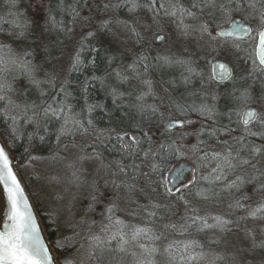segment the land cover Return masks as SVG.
<instances>
[{
    "label": "snow or ice",
    "instance_id": "6c2138e0",
    "mask_svg": "<svg viewBox=\"0 0 264 264\" xmlns=\"http://www.w3.org/2000/svg\"><path fill=\"white\" fill-rule=\"evenodd\" d=\"M18 2L19 0H7L10 9H16ZM81 2L86 4L87 0H77V5L71 8L73 24L80 17L78 4ZM36 3L43 6V0H36ZM62 4L63 0H58L57 7ZM125 5H130L129 12L144 10L150 13L153 23H159L161 18L171 21L181 36L198 34L200 39L207 37L209 42L215 41L217 36L231 34L224 31L213 34L214 22L211 18L216 12L229 17L233 13L247 14L257 22L259 39V61H251L253 67L249 75L264 78V0H121L119 3L108 0L103 4V9L114 10ZM206 9L210 10L207 13V21L187 22L200 20ZM10 15H14L15 19L10 21L13 31L8 33L9 37L20 43L32 37L35 21L19 11L10 12ZM83 19L88 21L90 18ZM46 23L50 25L47 29L49 33L61 29L51 7L48 9ZM115 23L128 28L127 21L116 20ZM111 24L113 21L107 19L100 22L96 31L89 28L82 32L72 51L67 53V67L53 65L50 71L35 62L34 50L14 48L9 43L0 42V121L7 126L6 130L13 143L20 138H26L29 146L36 138L43 141L41 131L47 132L49 122L55 119L59 122L57 143H62L64 137H71L75 141L77 134L85 138L92 136L90 141L83 139L80 143H73V147L79 148L82 153L77 155V160L99 161L96 164L97 174L103 172L104 177H107L111 170L113 177L110 183L115 194L110 198L100 191L96 180L92 181L86 211L78 222L68 223L67 226L73 229V234L64 237V240L68 241L67 244L57 241V247H75V237L80 235V231L76 229L87 226L90 249L88 257L95 259L98 264H220L225 257L213 245L219 244L223 237L234 229H241V224H246L249 219L264 221V115L247 107L254 99L251 86L238 90L239 95L231 94L237 107L230 112H220L217 106L218 96L215 94L211 95V102L208 94L201 95L199 102L173 101L172 106L185 119L170 120L164 127L165 137L177 126L184 129L186 125L195 124V120L188 118L190 113H195L211 123L207 127L201 124L195 130L180 132L181 141H186L192 136L195 137L194 143L178 145L175 140H171L160 143L155 153L151 147L143 151L145 159L153 156V160L147 164L149 171H143L141 166L135 163L138 154L136 150L141 148V141L136 136H131L130 142H124V137L128 136L127 132L121 135L115 129H98L90 117L97 107L103 105L88 104L86 117L76 112L71 103L73 93L69 77L83 72L89 66L94 68L96 59L91 58L86 63L83 53L94 50L89 44V39L101 29L112 31ZM130 31L135 33L137 42L147 43L148 37L142 35L135 27ZM239 31L251 35L253 29L240 25ZM41 37L32 39L41 40ZM155 39L164 41L165 37L156 35ZM40 46L45 53L44 63H49L52 57L51 48L42 40ZM147 59L146 55L141 54L125 70L113 69L104 77L92 75L81 83V89L88 94L89 87L95 86L93 82L98 81L101 86H105V81L112 75L121 83L132 78L138 79L146 86V90L136 97L140 102L136 105L137 109L141 113L147 111L151 116L157 117L158 121H163L165 113L158 106L144 103L146 97L155 95L153 81L144 78V73L149 69V65L145 63ZM157 59L164 65L177 64L184 67L188 73L195 72L187 60L167 56ZM218 67L225 70L227 79H232V72L227 65L221 63ZM221 78L225 76L222 74ZM185 82H188V77H185ZM107 87L111 89L109 95L115 104L117 98L122 97L124 93L111 84ZM261 91L264 93V84H261ZM32 92L37 94L36 99H31ZM240 106H243V117H246L240 121L244 127L239 134H233L236 132V129L231 127L236 123L232 118L233 112L240 115ZM221 116L228 117L227 125L220 123ZM253 120L256 121L255 130L250 126ZM26 126H31L33 130L27 131ZM113 133L119 142L116 150L122 154L121 159L105 163L102 153L97 149L105 144V141L111 142ZM144 135L151 143L147 134ZM87 148L93 151L89 153ZM28 151L26 147L25 152ZM177 154H191L196 160V174L184 185L185 189L192 191L186 194L178 190V196L167 187L166 181L154 178L156 175H162L160 165L155 163L156 156L163 159L167 155ZM29 156L31 160L40 159L31 156V153ZM127 159H132L133 163L126 164L124 161ZM79 171L75 169L72 172L73 183H77L78 187ZM141 179L144 180L143 185L139 183ZM201 181H206L208 186L202 187ZM108 183L109 181L105 180V188ZM161 183L165 187L166 199L163 201L152 195L160 188ZM0 185H3L7 193L9 205L7 219L0 229V264H59L50 250L51 245L46 243L41 235L34 205L18 172L14 170L13 158L4 142H0ZM249 186L252 195L257 197L255 207L252 203H245L252 200V196L243 191ZM138 197L143 198L144 202ZM229 197L228 211L212 210ZM173 200L176 203H173ZM177 204L183 205L182 211ZM99 205H103V211L99 213V229L103 235L92 231L97 221L89 218V214L97 212ZM237 212L241 214L236 215ZM121 213L123 215H120ZM242 230L252 240L251 250L264 249V239L257 242L254 228L244 227ZM260 235L264 237V226L260 227ZM65 259L66 264H75V261ZM81 264L84 262L81 261Z\"/></svg>",
    "mask_w": 264,
    "mask_h": 264
},
{
    "label": "rangeland",
    "instance_id": "374dc122",
    "mask_svg": "<svg viewBox=\"0 0 264 264\" xmlns=\"http://www.w3.org/2000/svg\"><path fill=\"white\" fill-rule=\"evenodd\" d=\"M107 2L108 0H87V3L83 4L80 11V17L75 24L72 22L70 26V30L61 53L53 56L49 65L45 69L50 71L53 65L66 68L68 64L67 53L72 51V48L76 43V39L81 35V33L87 31L89 28L96 31L101 21L111 19L113 21V24L110 25L112 31H108L106 29L97 31V34L89 39V44H96L107 49L106 52L110 61V73L113 69L125 70L127 66L132 64V62L141 54L148 57L145 63L149 65V69L147 73H144V78L151 79L153 81V90L155 95L146 97L144 103L156 105L165 113L164 120H157L156 124L148 130V136L151 139L150 147L153 149V152L158 149L160 143H163L166 140H175L178 145L194 143L195 137L192 136L188 137L186 141H181L180 132L182 130H195L200 127L201 124H204V126L207 127V125L211 123L210 121H206L203 117H199L195 113H190L188 117L195 120V124L186 125L184 129H178L174 132H168L167 137L163 135V131L164 127L170 120L179 118L177 116L178 113L172 106V102L176 101L178 103H185V101H188L191 103L193 100L199 102L201 91L198 87H191V84L185 82V77H189L190 74L185 71L184 67L177 64L172 66L164 65L157 58L167 56L174 59L179 58L189 61L191 67L195 70V72H199V74H201L206 84H208V86H212L215 83L212 75V65L216 60H223L229 63L235 71V78L246 76L251 72L253 67L251 63L253 55L249 48L251 46L250 39L238 42L239 45H236L232 40L223 39L219 36H217L216 40L212 42H209L207 37L200 39L198 34L184 37L180 35V31L176 28L175 24L165 18H161L159 23H153L151 14L144 10H137L134 13L129 12L130 5L105 11L103 9V4ZM112 2L119 3L121 0H112ZM54 5L55 0H43L42 7L37 5L36 0H21V8H23L22 11L24 12L25 17L35 21L32 37H41V34L43 33L41 40L45 42L47 39L46 21L48 9L49 7L53 9ZM73 5H76L74 0H63V15L59 21L61 29H57V31L62 34L66 33L68 30V26L70 24L69 17L72 15L71 8ZM208 11V9L205 10V18L208 17L206 16ZM84 17H89L90 19L85 21L83 19ZM237 17L242 18L250 24L253 28V32H258L257 22L252 20L245 13H233L231 17H229L227 24ZM116 20L127 21L128 28L118 26L115 23ZM199 21L200 20H189L187 22L198 23ZM132 27H135L142 35L148 37L147 43L137 42L135 33L130 31ZM221 27L222 26L214 24L213 34L216 35ZM156 35L164 36L165 40L158 43L155 39ZM32 37L31 40L33 44L27 46L28 48H32L36 51V48H39L41 45V40L33 41ZM42 60L44 61V56H42ZM40 63L45 66L44 63ZM109 79L111 80L109 83L117 86L118 90L124 93L127 98L126 100L133 107H136V105L140 103L137 101L136 97L141 91L146 90V86L142 85L138 79L132 78L125 83L119 82L114 75L110 76ZM259 84H264V80L262 79ZM203 94H206L204 86ZM252 94L254 99L247 107H256L258 111L264 115V93H262L261 90H254ZM208 99L211 102V96H208ZM224 103L225 100L222 98H219L217 101V106L221 113L225 112ZM238 111L241 114L237 115L236 112H234L232 117L233 121L236 122L239 117V125L236 123L231 125V127L236 129V132L233 134H239L244 127L240 123L243 106H240ZM220 121L223 123L226 122L224 125L229 123V120L226 119L225 116H221ZM250 126L253 130H255L256 121ZM92 138V136H88L84 139H88L90 141ZM257 142L259 141L257 140ZM90 149L91 148H87L86 151L91 153L92 151ZM78 154H82L80 153L79 148L70 147L68 150L57 154V157L55 158L57 159V162H53L51 160H41L39 162H35V166L32 167L34 169L32 186L42 197L46 218L49 219L52 226L57 229L56 233L58 241H61L64 244L68 243V241L64 240V237L70 236L69 233H73L72 230L67 231V228L70 229V227L67 226L68 223L78 222L82 214L87 209V204L89 203L88 192L91 191L90 185L93 180L97 181L100 191L105 197L110 198L115 194L113 186L110 183V180L113 179L111 170L109 171L107 177H104L103 172L97 174L96 164H98L99 161H78ZM177 156L179 161L186 160L193 164L194 173L191 178L192 180L196 172L195 157L191 154H177ZM150 157L151 155L147 159H138L136 164H139L143 171H147L149 170L147 164L151 161ZM108 162L109 161L105 160V163ZM75 169L80 170V181L78 182L80 185L79 187L77 186V183H73L74 178L72 176V172ZM166 176L167 175L164 177V181L167 182ZM154 178L160 180L156 176ZM105 180L109 181L107 188L104 186ZM139 183L143 185L144 180L141 179ZM153 187H155V185H153ZM63 190L65 192L63 199H58L57 195ZM179 190L184 191L186 194L188 193L187 189L184 187ZM244 192H247L248 195L252 196V200L245 201V203H252V206L255 207L257 197L252 195V189H247ZM69 193L72 194V196L75 195V201L72 200ZM164 193L165 187L164 184L161 183L160 188L156 192L152 193V195L156 199L163 201L166 199ZM175 193L177 196L180 194L179 191H176ZM140 200L141 202H144L143 198H140ZM173 203H176V201L173 200ZM177 207L182 211V204H177ZM101 211H103V205L97 206V212L95 214H89V218L94 219L97 223H99L101 219L99 213ZM240 214V212L236 213V215ZM261 226H264V221L249 219L246 224H241V229H234L233 232L228 233L233 237H227L225 238V241L222 240L224 242L221 244V247L219 246L216 249L225 257V260L221 261L220 264H264V249L251 250L252 240L247 237L245 232L242 230L244 227L254 228L256 230L257 242H259L262 239L260 235ZM83 228L87 231V226H83L78 229L81 231ZM96 233L101 234L100 229L97 230ZM74 244L75 247L66 246L62 249L64 250V254H66L64 255L65 262V258H68L75 261V264H81V261H83L84 264H97L95 260L89 259V250L85 248L87 247L86 242H79V239L75 238ZM78 249L79 251H77ZM231 254L234 255L231 256Z\"/></svg>",
    "mask_w": 264,
    "mask_h": 264
},
{
    "label": "trees",
    "instance_id": "16d2710c",
    "mask_svg": "<svg viewBox=\"0 0 264 264\" xmlns=\"http://www.w3.org/2000/svg\"><path fill=\"white\" fill-rule=\"evenodd\" d=\"M74 1L77 5V0H74ZM184 2H186V0H184ZM57 3H58V0H55V5L52 11H53V14L56 16L57 21L59 22L61 20V16L63 15V10H62V5L60 7H57ZM83 4H84L83 2L78 4L79 11H81ZM22 9L23 8H21V0H19L16 9H10L7 3V0H0V29H2L0 30V42L9 43L14 48H21V47L28 48L29 45L33 44L31 37H29V39L24 41L23 43H20L17 41H13L8 35L9 32L13 31V25L10 23V21L15 19L14 15H10V12L19 11L20 13L24 15V12L22 11ZM215 15L217 16H214L211 18L215 25H219L222 27L228 25L227 23L229 20V16H225L220 12H216ZM204 16L201 17L198 23L202 21H207L209 19V17L205 18ZM206 16H208L207 13H206ZM69 18H70L69 19L70 24L68 26V30L66 33L62 34L57 30H53L51 33H49L48 31L46 32L47 39L45 40V42L48 44V46L52 50V57L60 54L65 44L68 32L70 30V26L73 22L72 15ZM49 27L50 25L47 24L46 28L48 29ZM257 33L258 32H253V35L250 38L251 46L249 47L250 51L252 52L253 59L255 60H256L255 50H256V45L258 41ZM233 42L236 45H239L237 41H233ZM90 45L92 49L94 50L84 52L83 56L85 58L86 63H88L91 58H95L96 64L94 68L92 66H89L88 68L84 69L83 72L75 73L71 77H69L71 81L70 88L73 93L72 98H71V103L76 112L82 113L86 117L88 116V113H87L88 104L91 103V104L103 105V107H97L91 113L90 118L93 119L98 129H101V130L115 129V131L117 133H120L121 135L127 132L128 136L124 137V142H130V137L136 136L141 141V148H138L136 150L138 153L135 158V163H136L138 159L144 158L143 151H147L150 147V143L147 139H145L144 134H147V137H149L148 130L149 128H151L152 126L156 124L157 117L151 116L147 111L144 113H141L137 109V107H133L130 103H128L125 95L117 98L116 103L114 104L113 98L109 95V92L111 91V89L107 87V85L110 84L109 82H111L109 78L105 81V86H101V84L98 81H95L93 82L95 86L89 87L88 94H85L82 91L81 83L86 78H89L92 75L104 77L106 73H110L109 56L106 52L107 49L101 46H98L96 44H90ZM30 50H33V49L31 48ZM35 52H36L35 62L44 63V61L42 60V56H45V53L41 50V46H39V48L37 47ZM52 57H50V60L52 59ZM44 64H45V66L43 65L44 68H46L49 65V63H44ZM189 74L190 76L188 77V84H191V87H194V88L198 87L201 91V95H203V86H204L206 89V94H208V96L215 94L216 96H218V99L222 98L225 100V103H224L225 112H230L231 110L237 107L235 102L232 100L231 94L235 93L236 95H239L238 90H242L243 87H247V86H251V92H254V90L256 91L261 90V85L259 83H261L262 79L264 80V78H261L258 75L253 77L248 74L243 77L235 78V74H234L233 78L225 84L220 85V84L214 83L212 86H208V84H206V82L203 80V77L201 76V74H199V72H194V73H189ZM111 85L115 86L114 84H111ZM36 97H37V94L35 92H32L31 99H36ZM185 102L190 103L188 101H185ZM177 116L180 119L184 120L183 116H180L179 114H177ZM225 118L228 119L227 116H225ZM220 123L225 124L221 121ZM236 124L239 125V117H238ZM6 127L7 126L2 121H0V135L2 139L4 140L5 144L7 145V147L9 148V150L17 158L18 170L23 180L25 181V184L33 198V201L35 203V206L39 214L42 217L45 230L47 231V234L52 243V246L55 249V252L57 254V258L60 264H66V262L64 261V255L66 254H64V250L57 247V244H56V242L58 241L57 233H56L57 229L54 226H52L50 220L46 218V212L43 207L42 197L40 196L38 191H36L32 186L33 179H34V171H33L34 169L32 167L35 166V162H39L41 160H45V161L51 160L53 162H57V159H55L57 157V154L64 152L65 150H68L70 147H73V143H80L85 137H82L79 134H77L75 141H73L71 137H64L63 142L58 144L56 140V132L59 128V122L53 119L48 124L47 132L41 131L40 133L41 135L44 136V140L41 141L38 138H36L31 142V146H29V142L27 141L26 138L16 139L15 142L13 143L11 137L9 136L6 130ZM26 129L29 132L33 130L31 126H26ZM166 142H169V141L166 140L163 143H166ZM113 146H115V148ZM26 147L29 149L28 152H25ZM118 147H119V142L115 138V133H113L111 142L105 141V144L100 145L97 150L102 153V157L106 161L110 162L113 160L121 159L122 154L116 150V148ZM90 150L93 151V149H90ZM29 153H31V156L40 157V159L31 160ZM150 158L152 161L153 156L151 155ZM178 161L179 159L177 155L175 156L167 155L163 159H161L160 156H156L155 163L160 165L161 172H162V175H156V177L160 179L161 181H164L165 175H167V173L172 168V166ZM124 162L128 165H131L133 163V160L127 159ZM201 186L207 187L208 186L207 182L201 181ZM250 188L251 186L243 189V191L250 189ZM187 191L191 192L192 189H187ZM64 193H65L64 190L61 191L57 195L58 199L62 200ZM69 195L72 197V200L75 201V195L72 196V194L70 193ZM229 199L230 197L222 201V203L219 206L214 207L212 210L214 212L228 211L227 202ZM120 215H123V214L121 213ZM70 230H72L73 232V229L67 228V231H70ZM97 230H99V223H97V225H95L92 228V231L94 233H96ZM77 231H80V230L78 229ZM69 234L70 236H72L73 233H69ZM88 235H89L88 231H86V229L83 228L80 231V235L75 238L79 239V242L80 241L86 242L87 247L85 246L84 247L90 251L88 247V239H87ZM227 237L232 238L233 236L227 234L226 236L223 237L222 240L225 241V238ZM263 238L264 237H262V239ZM222 240L219 244L213 245V247L216 249L219 246L221 247V244L224 242ZM222 252H225V251H222ZM233 255L234 254H231V256ZM96 263L98 264L97 261Z\"/></svg>",
    "mask_w": 264,
    "mask_h": 264
},
{
    "label": "water",
    "instance_id": "95a60500",
    "mask_svg": "<svg viewBox=\"0 0 264 264\" xmlns=\"http://www.w3.org/2000/svg\"><path fill=\"white\" fill-rule=\"evenodd\" d=\"M234 22H235V24H234ZM240 25H243L244 27H251L249 24H247L241 18H235L229 25L219 29V31H218V33L221 32V31H224V32H228V33H231V34L230 35H226V36H219V37H221L223 39H233V40H237V41H245V40H247L251 35H248V34H246L244 32L239 31V26ZM156 41L158 43L161 42V41H158V40H156ZM258 45H259V39H258L257 48H256V57H257V60L259 61V56H258L259 48H258ZM221 63L227 65L228 69L231 70L232 75H233V70H232V67L230 66L229 63H227V62H225L223 60H216L213 63V65H212V73H213V78L215 77L214 80L217 83H225V82H227L229 80V79L226 78L225 70L224 69H220L218 67V64H221ZM222 74L225 76V78H223V79L221 78ZM248 108L249 109H255L256 111H258L257 108L252 107V106L248 107ZM242 118H246V117H243V113H242L241 119ZM172 120H183V119H172ZM254 122H255V120H253L251 122V124L254 123ZM178 129H181V128L179 126H177L176 128L171 129L169 132H174V131H176ZM0 142H4V140L1 137V135H0ZM6 147H7V145H6ZM7 149L9 150L8 147H7ZM9 152H10V156L13 158L14 170L18 172L23 184L25 185V182L23 181V179H22V177L20 175V172L18 170V167H17V165H18L17 158L12 154V152L10 150H9ZM193 172H194V166L190 162H188L186 160H181V161L177 162L170 169V171L167 173L166 178H167L168 188L172 189L173 192L178 191L181 187H183L186 183H188L191 180ZM25 187H26V185H25ZM26 191L29 193L30 201L34 205V211H35L36 216H37L38 224L40 225V228H41V235H42V237H44L45 242L48 243L49 245H51V249L50 250L55 254V259L59 262V260L57 258V254L55 252V249L52 246V243H51V241L49 239L47 231L45 230V226H44V222L42 220V217L39 214V212H38V210H37V208L35 206V203L33 201V198L31 196L30 192L28 191L27 187H26ZM8 208H9V205H8L7 193H6L3 185H0V229L3 228V224H4V222L7 219Z\"/></svg>",
    "mask_w": 264,
    "mask_h": 264
},
{
    "label": "flooded vegetation",
    "instance_id": "af4514ba",
    "mask_svg": "<svg viewBox=\"0 0 264 264\" xmlns=\"http://www.w3.org/2000/svg\"><path fill=\"white\" fill-rule=\"evenodd\" d=\"M250 26H251V25H250ZM251 28H252V27H251ZM250 37H251V36H250ZM248 39H249V38H248ZM248 39H247V40H248ZM232 69H233V67H232ZM202 73H203V72H202ZM234 74H235V71H234V69H233V76H234ZM233 76H232V77H233ZM228 81H230V79H229ZM228 81H227V82H228ZM227 82H225V83H227ZM225 83H217V84L222 85V84H225Z\"/></svg>",
    "mask_w": 264,
    "mask_h": 264
}]
</instances>
